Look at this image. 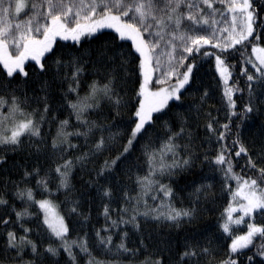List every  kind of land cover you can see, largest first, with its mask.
Masks as SVG:
<instances>
[{
	"label": "snow or ice",
	"instance_id": "1",
	"mask_svg": "<svg viewBox=\"0 0 264 264\" xmlns=\"http://www.w3.org/2000/svg\"><path fill=\"white\" fill-rule=\"evenodd\" d=\"M216 3L222 5L226 11L216 8L214 6ZM21 14L24 18L19 19L18 22L14 23L8 19L13 16L20 17ZM228 14L231 15L230 22ZM216 16H220L227 26L220 27V21L216 19ZM257 18L258 13L253 8V0H14V3L12 0H0V64L6 69L7 77H13L14 74H23L27 77L25 62L28 60L34 61L39 66L38 71L43 74L49 71L50 67L47 65L46 54H50L52 57L57 55L53 48L57 37L65 41L72 40L79 43L82 37L92 36L104 28L113 29L120 40L132 42L134 52H116L111 56L106 51L98 53L100 63L108 68L106 82L100 84L93 81L89 86V93L82 98L79 97L77 91L79 77L84 70L83 63L86 57L91 54L76 56L70 54V59L67 62L62 58L53 61L57 72L65 67L72 69L71 78L75 87L70 85L68 91L76 93L78 99L75 102H70L68 107L76 116L78 128H85V131H68L69 121H60L50 145L53 153L58 151L63 154L75 149L77 145L71 143L70 137L84 136L87 138L90 134L94 135V129L101 133L108 131L107 128L98 125L95 121L84 118L90 110L100 108L102 101H107L116 110V116L120 115L122 108H128L132 112L127 143L113 159L105 160L104 165L97 172L98 177H103L106 173L111 174L112 170L118 167V162L122 158H126L134 147V141L142 138L148 128L152 127L154 113H161L168 109L169 101L182 103V90L186 91V86H190L195 78L194 70L197 68L195 57L197 54L201 58L215 55L216 69L225 84L224 97L227 100L228 109L236 108L233 95L234 91H240V89L228 86L231 72L230 66L226 63V57L231 54L229 49H235L237 45L244 46L246 41L251 43L250 37L253 40L262 39V34H256V29L264 26V23L257 24ZM206 45L218 49L219 52L210 53L206 50L202 52L201 49ZM178 50L179 54H177ZM251 51L255 55V61L248 59L246 62L252 64V67L256 69V74H250L247 69L242 72L247 78L249 94V100L243 109L244 117L260 111L256 106L258 100L256 89H261V95H264V47L253 45ZM162 57H166V60H162ZM190 59L191 62L186 63ZM135 60L139 61L136 66L138 76L134 81L138 87L134 90L136 103L130 104L123 100L118 86L126 82L128 65ZM181 68L184 70L179 71ZM121 72L125 76H121ZM155 72H159L160 75L154 80ZM173 78H175L174 83L171 82ZM46 89L47 84L45 83L42 85L41 91H46ZM208 96L209 93L205 90L200 96V104L196 111H199ZM43 102V111L38 121L33 118L34 112L25 113L21 102L15 95L11 97L10 104L0 97V107L8 104L7 114L0 117V126L4 127V132H0V144L11 145L15 149L22 145L21 137L25 135L41 138L42 141L40 121H43L44 114L49 112L47 95L43 97ZM207 115L209 120L205 128L211 134L208 137L209 141L212 135L216 137L217 143L225 141L227 134L231 132L230 124L221 125L224 131L218 132L214 127L217 121L210 112ZM18 116L23 118L18 119ZM231 116H237V119L241 118L235 111H230ZM177 119L181 122L179 132H172L171 127L165 122L164 127L170 133L167 140L159 149L150 152L146 149L149 172L147 175L137 178L142 195H147L149 191H155L154 185H157L158 191L162 192L165 198L171 200L174 195L171 187L159 184L152 177L157 172L160 175L166 172L170 175L175 168H189L193 164V155L190 149H188L187 158L181 157L179 161L175 159L183 150V147L176 141L183 136L187 126L183 114L177 113ZM7 121H12L11 128L7 127ZM235 127L237 130L234 133L235 139L232 140L231 147L220 143L219 150L211 160L208 153L204 154V160L222 172L226 191L231 197L229 205L225 209L226 218L220 225L223 233L232 237L231 244L228 246L229 254L226 259L219 260L217 264H239V257L244 254L243 250H251V247L256 248V255L262 258V264H264V224H257L253 217V213L256 212L264 214V167L259 166L264 164V144L261 145L260 151L254 158L241 140V125L236 124ZM7 132L10 134H5ZM118 135L110 131L107 137L100 135L94 141L91 155L107 150L109 144L114 143ZM261 135H264V126H262ZM36 151H40L38 145ZM169 154L173 157L172 164L166 163ZM89 155V153H83L75 160L64 159L61 155L63 163L57 164L54 169L60 180L58 187L65 189L69 187V176L74 164L76 162L83 164L89 159ZM233 156L245 157L246 167L255 171L257 177L245 179L237 175L233 168ZM5 162L3 158H0V164ZM33 172L39 175V169H34ZM33 172L25 171V177L33 175ZM231 180L236 182L235 189L228 183ZM47 183L44 178L37 181V185L42 186L45 191H48ZM210 189V184L197 187L192 194L195 197L193 203H198L201 195L207 194ZM102 194L110 199L112 197L111 187L103 188ZM16 196L38 206L43 213L40 223L46 226V230L61 242L60 246L68 254L70 264H76L73 247L79 248L89 257L87 264H100L99 261L91 257L86 235L69 243V227L64 217L56 211L51 200H35L30 188L18 189ZM140 198V196L131 197L127 192L124 193V199L128 203L133 199L139 203ZM155 198L154 196L153 199ZM233 202L238 207H233ZM0 205L7 206L8 201L0 197ZM163 207L169 210L159 212L153 218L165 220L176 227H179L185 218L191 221L196 211L194 206L181 210L172 208L170 204L163 205ZM70 211L77 213V207H72ZM121 211L127 212L128 209L124 208ZM236 212L241 215L234 218L233 213ZM103 214L106 219H110V209L107 204L104 206ZM29 215L27 208L23 211H16V222L20 223L25 216ZM143 215L147 216L148 213L145 212ZM245 217H248V220H245ZM37 218L39 219L38 215ZM85 219L87 218L85 217ZM10 222L8 219L0 218V223L6 228ZM120 222L133 223L135 227L139 228V225L136 224V215H132L128 221L121 218ZM111 223L112 226L117 225L116 220H112ZM242 224L246 225L247 231L242 235L233 236L235 231L233 225L240 226ZM20 228L25 233L24 235L18 236L15 231H7L5 254L7 255L9 251L15 253L14 257H8L14 264H39L40 258L46 254L52 257L59 254V250L51 244L43 250V253L40 252L38 244L27 235L32 229L24 227L23 223H20ZM96 235L102 246L111 245V236L101 237L100 232H97ZM125 235L127 234L125 233ZM257 239L262 241L260 245L255 244ZM119 248L124 252L130 251L123 243L119 245ZM26 249H30L34 259L24 261L23 257L27 254ZM215 256L216 253L210 246L186 245L185 251L181 255V261L183 264H190L191 261L199 264L200 259L205 258L206 264H213ZM254 259L255 256L247 257L249 264H252ZM150 264H164V259L153 260Z\"/></svg>",
	"mask_w": 264,
	"mask_h": 264
},
{
	"label": "trees",
	"instance_id": "2",
	"mask_svg": "<svg viewBox=\"0 0 264 264\" xmlns=\"http://www.w3.org/2000/svg\"><path fill=\"white\" fill-rule=\"evenodd\" d=\"M12 2L14 3V0ZM214 6L224 10L219 3ZM253 8L258 13L257 24L264 23V0H253ZM23 18V14H21L20 17L13 16L8 19L15 23ZM256 34H262V39L253 40L250 37L251 43L246 41L244 46L237 45L235 49H229L231 54L226 57V63L230 66L231 72L228 84L234 89H240V91H234L233 99L236 103L234 110L228 109L227 100L224 97L225 87L216 69L215 55L201 58L197 54L195 57L197 64V68L194 70L195 78L190 86H186V91L182 90V103L169 101L170 107L168 109L161 113H154L152 127L148 128L147 133L142 138L134 141V147L126 158H122L118 162V167L112 170L111 174L106 173L103 177H98L97 172L100 171L105 160L113 159L122 151L123 145L127 143L132 112L128 108H122L120 115L116 116V110L107 101H102L100 108L90 110L84 118L95 121L98 125L107 128L108 131L101 133L94 129V135L90 134L87 138L84 136L70 137L71 143L77 145L75 149L63 154L58 151L53 153L50 145L56 135L60 121H69L68 131H85L83 127L78 128L76 116L68 107L70 102H75L78 99L76 93L68 91L70 85L75 87L71 78L72 69L65 67L57 72L53 61L62 58L67 62L70 59V54L71 56L91 54L86 57L83 63L84 70L79 77L77 91L79 97L82 98L89 93V86L93 81L100 84L106 82L108 68L102 66L98 53L106 51L111 56L116 52H134L132 42L120 40L118 34L111 29L102 30L92 36H84L79 43L58 39L54 46L57 55L52 57L50 54H46L48 57L47 65L50 66L49 71L41 74L38 71L39 66L34 61L29 60L25 64L27 77L23 74L7 77L6 69L0 64V97H3L10 104L11 97L15 95L21 102L25 113L34 112L33 118L38 121L43 111V97L45 95H47L49 105V112L44 114L43 121H40L42 141L41 138L25 135L21 137L22 145L15 149L11 145L0 144V158L6 161L0 164V197L8 201L7 206L0 205V218L11 221L7 228L0 223V264H14L8 257H14L15 253L9 251L7 255L5 254L7 231H15L18 236L24 235L20 223H23L24 227L32 229L27 235L38 244L40 252L43 253L49 244L59 250V254L55 257L47 254L41 257L39 264H70L68 254L60 246L61 242L46 230V226L40 223L43 219V213L38 206L17 198L18 189L26 188L32 189L35 200L49 199L57 206L69 227V243L86 235L91 257L99 261L100 264H103L102 262L104 264H146L149 262L150 264L151 261L159 258L164 259V264H183L181 255L185 251V246L197 244L210 246L215 251L216 256L213 264L226 259L232 237L223 233L220 225L226 218L225 209L228 207L231 197L226 191L222 172L206 162L204 154L208 153L211 160L219 150L220 143L231 147V142L235 139L234 133L237 130L236 124L241 125V140L254 158L260 151L261 145L264 144V135H261L262 126H264V95H261V89H256L258 96L256 106L260 111L249 114L247 117L243 116V109L249 100V94L247 78L242 72L247 69L250 74H256V69L246 61L248 59L255 61L251 51L253 45L264 47V26L257 28ZM205 50L210 53L219 52L218 49H214L210 45L201 49L202 52ZM136 55L138 56V54ZM42 62L44 61L42 60ZM188 62H191V59L186 61V63ZM138 63L139 61L135 60L128 65L126 82L118 86V91L123 100L130 102V104L136 103L134 90L138 85L134 81L138 76L136 67ZM183 70L182 68L179 69V71ZM120 75L125 76L123 72ZM153 79L155 80V78ZM171 82L174 83L175 78ZM45 83L47 89L41 91V87ZM205 90L208 91L209 96L199 111H196L200 104V96ZM5 106L8 108V104ZM230 111H235L241 118L230 117ZM209 112L217 121L214 127L218 132L224 131L221 125L230 124L231 132L227 134L225 141L217 143L214 135L209 141L208 137L211 134L205 128L209 120L207 115ZM177 113L184 115L187 126L183 136L176 141L178 145L183 147V150L175 159L179 161L181 157L187 158L188 149H190L193 155V164L189 168H175L170 175L167 172L163 175L157 172L152 177L159 184L171 187L174 193L171 200L165 198L163 193L158 191L157 185H154L155 191H149L147 195H142L141 188L137 184V178L143 177L149 172L146 149L148 152L159 149L167 140L170 133L164 127L165 122L171 127L172 132L180 131L181 122L177 119ZM109 131L113 134H119L116 141L110 143L108 149L102 153L91 155L94 141L100 135L107 137ZM37 145L40 148L39 152L36 151ZM83 153H89V159L83 164L79 162L74 164L69 176V187L67 189L58 187L60 180L54 169L57 164L63 163L61 155L64 159L75 160ZM172 162L173 157L169 154L166 163L172 164ZM232 162L234 172L237 175L245 179L257 177L255 171L246 167L245 157L233 156ZM259 166L264 167V164ZM34 169H39V175L33 172ZM25 171L33 172V175L25 177ZM41 178L47 180L48 191L37 185V181ZM228 183L235 189V180ZM208 184L211 185V189L207 194H202L199 202L194 204L195 197L192 194L195 189L200 185ZM105 187L112 189L110 199L102 194ZM125 192L131 197L140 196L139 203L135 199L130 203L126 202L124 199ZM154 196L155 199H153ZM106 204L110 209V219H106L103 214ZM167 204L176 210L194 206L196 209L194 218L191 221L185 218L179 227L173 226L165 220L154 219L153 217L159 212L169 210L163 207ZM74 206L77 207V213L70 211ZM25 208L28 209L30 215L25 216L20 223H17L15 212L23 211ZM124 208H127L128 211L122 212L121 209ZM145 212L148 213L147 216L143 215ZM132 215H136V224L139 225V228L135 227L133 223L120 222L121 218L124 221L130 220ZM253 217L257 224H264V214L256 212L253 213ZM112 220L117 221L116 226H112ZM97 232H100L101 237L111 236V245L102 246L96 235ZM121 243L130 251L124 252L120 249ZM261 243L260 239L255 241L256 245ZM25 251L27 254L23 257L24 261L34 259L30 249ZM72 251L76 254V264H87L89 257L79 248L73 247ZM243 251L244 254L239 257V264H249L248 256H255L252 264H262V258L256 255L255 247ZM190 264H195V262L191 261ZM199 264H206L205 258H201Z\"/></svg>",
	"mask_w": 264,
	"mask_h": 264
},
{
	"label": "rangeland",
	"instance_id": "3",
	"mask_svg": "<svg viewBox=\"0 0 264 264\" xmlns=\"http://www.w3.org/2000/svg\"><path fill=\"white\" fill-rule=\"evenodd\" d=\"M220 5V4H219ZM217 8V7H216ZM218 8H220V7H218ZM225 10V9H224ZM226 11V10H225ZM216 19L217 20H219L220 21V27H226L227 25L221 20V18H220V16H216ZM228 21L230 22L231 21V15L230 14H228ZM105 29H109V28H104V29H101V30H99L98 32H100V31H102V30H105ZM111 30H113V29H111ZM98 32H96V33H98ZM96 33H94V34H96ZM83 38V37H82ZM81 38V39H82ZM58 39H60L59 37H57V40ZM56 40V41H57ZM62 40V39H61ZM130 41V40H129ZM131 42V41H130ZM54 46H55V44L53 45V48H54ZM177 54H179V50H178V53ZM254 57H255V55H254ZM162 60H166V57H162ZM29 61V60H28ZM28 61H26L25 62V64L28 62ZM258 63V62H257ZM160 75V73L159 72H156V77L157 76H159ZM155 77V73H154V75H153V78H156ZM222 79V78H221ZM222 81H223V79H222ZM229 82V81H228ZM223 84H224V81H223ZM228 86L230 87V85L228 84ZM224 87H225V84H224ZM7 110H8V108H7V106H2V107H0V117H3L4 115H6L7 114ZM18 119H22L23 117H17ZM7 123V127L8 128H11L12 127V121H7L6 122ZM0 132H4V127L3 126H0ZM5 134H10V132H7V133H5ZM53 203V202H52ZM54 204V203H53ZM55 205V204H54ZM233 207H238V205L235 203V202H233ZM55 208H56V211L61 215V213L59 212V210L57 209V206L55 205ZM238 213L239 212H236V213H233V217L235 218V217H237V216H239L238 215ZM240 215H241V213H240ZM62 216V215H61ZM245 220H247V217H245ZM233 228H235V231L233 232V236H235V235H242V234H244L246 231H247V228H246V225L245 224H242V225H240V226H235V225H233ZM103 264H104V262H102ZM112 264H117V263H112Z\"/></svg>",
	"mask_w": 264,
	"mask_h": 264
}]
</instances>
